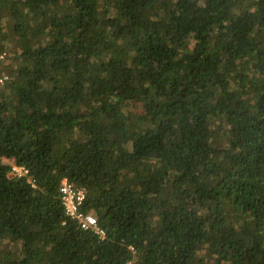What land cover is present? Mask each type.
Segmentation results:
<instances>
[{
    "label": "trees",
    "instance_id": "trees-1",
    "mask_svg": "<svg viewBox=\"0 0 264 264\" xmlns=\"http://www.w3.org/2000/svg\"><path fill=\"white\" fill-rule=\"evenodd\" d=\"M2 53L0 264H264V0H0Z\"/></svg>",
    "mask_w": 264,
    "mask_h": 264
},
{
    "label": "built area",
    "instance_id": "built-area-1",
    "mask_svg": "<svg viewBox=\"0 0 264 264\" xmlns=\"http://www.w3.org/2000/svg\"><path fill=\"white\" fill-rule=\"evenodd\" d=\"M5 59V53L0 54V62ZM6 78L0 79V83L4 82ZM11 173L14 177H23L27 175V170L24 167H19L11 164ZM61 200L65 213L71 219L78 221L80 227L84 231H92L103 238L104 232L99 229L96 218L91 214H83L79 211L84 200V193L82 191H74L71 185L63 181L60 189Z\"/></svg>",
    "mask_w": 264,
    "mask_h": 264
},
{
    "label": "rangeland",
    "instance_id": "rangeland-1",
    "mask_svg": "<svg viewBox=\"0 0 264 264\" xmlns=\"http://www.w3.org/2000/svg\"><path fill=\"white\" fill-rule=\"evenodd\" d=\"M5 57H6V55H5ZM8 61H9V60H8ZM6 63H7V62H6ZM6 63H5V64H6ZM0 69L2 70V68H1V67H0ZM2 71H3V70H2ZM3 72H4V71H3ZM0 73H1V72H0Z\"/></svg>",
    "mask_w": 264,
    "mask_h": 264
}]
</instances>
